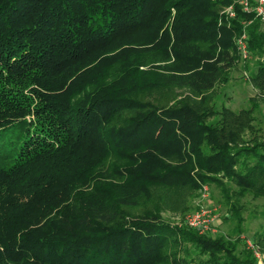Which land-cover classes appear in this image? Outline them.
I'll return each mask as SVG.
<instances>
[{
  "label": "trees",
  "instance_id": "trees-1",
  "mask_svg": "<svg viewBox=\"0 0 264 264\" xmlns=\"http://www.w3.org/2000/svg\"><path fill=\"white\" fill-rule=\"evenodd\" d=\"M238 1L0 0V135L15 132L0 151V264H256L232 240L132 209L151 184L209 183L240 228L239 198L264 196L250 110L210 123L209 108L140 98L226 81L243 32L264 55L263 22Z\"/></svg>",
  "mask_w": 264,
  "mask_h": 264
},
{
  "label": "rangeland",
  "instance_id": "rangeland-1",
  "mask_svg": "<svg viewBox=\"0 0 264 264\" xmlns=\"http://www.w3.org/2000/svg\"><path fill=\"white\" fill-rule=\"evenodd\" d=\"M225 8H222L221 13L224 14ZM258 61H264V55L255 57L250 55L247 60L240 59L230 69L226 81H220L204 94H198L187 87H160L141 92L140 98L159 106L189 102L199 109L209 108L210 123L222 117L225 107L236 113L250 110L242 135L248 140L264 142V89L259 90L251 79V73L256 70ZM14 135L15 132L12 130L4 131L0 135V151L10 145V141L15 139ZM9 162L0 161V166ZM227 185L230 190L236 189L231 182ZM205 186H208L209 194L206 198L202 196ZM239 202L243 205L244 216L240 228L237 227V218L233 215L221 189L209 183H202L196 190L190 186L168 187L151 184L150 191L143 194L132 209L134 212H142L147 208H159L167 221L178 225H187L185 222L187 214L209 209L212 212L209 229L203 232L196 230L214 238L224 237L232 240L237 243L238 254L244 257L246 251H250L256 264H264V196L246 194L239 198ZM163 264L173 263L169 261Z\"/></svg>",
  "mask_w": 264,
  "mask_h": 264
},
{
  "label": "built area",
  "instance_id": "built-area-1",
  "mask_svg": "<svg viewBox=\"0 0 264 264\" xmlns=\"http://www.w3.org/2000/svg\"><path fill=\"white\" fill-rule=\"evenodd\" d=\"M238 3L244 11H254L256 15L262 20L264 25V0H239ZM224 13L227 17H234L236 13L234 5L227 6L224 10ZM236 46L241 59L247 60L251 54L246 32H243L236 37ZM203 190L202 196L204 198L208 197V186H205ZM211 217L212 212L209 209H202L187 214L185 217V222L188 226L203 232L209 229V223L212 219Z\"/></svg>",
  "mask_w": 264,
  "mask_h": 264
}]
</instances>
